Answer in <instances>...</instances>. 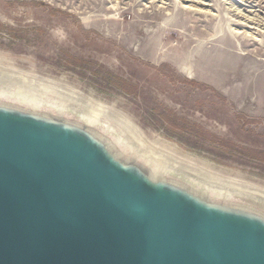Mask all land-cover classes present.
I'll use <instances>...</instances> for the list:
<instances>
[{
	"label": "rangeland",
	"instance_id": "obj_1",
	"mask_svg": "<svg viewBox=\"0 0 264 264\" xmlns=\"http://www.w3.org/2000/svg\"><path fill=\"white\" fill-rule=\"evenodd\" d=\"M0 92L264 202V0H0Z\"/></svg>",
	"mask_w": 264,
	"mask_h": 264
},
{
	"label": "water",
	"instance_id": "obj_2",
	"mask_svg": "<svg viewBox=\"0 0 264 264\" xmlns=\"http://www.w3.org/2000/svg\"><path fill=\"white\" fill-rule=\"evenodd\" d=\"M247 198L0 92V264H264V202Z\"/></svg>",
	"mask_w": 264,
	"mask_h": 264
},
{
	"label": "bare ground",
	"instance_id": "obj_3",
	"mask_svg": "<svg viewBox=\"0 0 264 264\" xmlns=\"http://www.w3.org/2000/svg\"><path fill=\"white\" fill-rule=\"evenodd\" d=\"M8 67V66H7ZM15 69H13L14 71ZM20 76V75H19ZM22 76V75H21ZM20 76V77H21ZM23 78V77H22ZM22 78H19L21 80H23ZM25 79V78H24ZM31 79V78H30ZM20 95V93H19ZM97 105V104H96ZM114 105V104H113ZM106 106V105H105ZM95 108V106H94ZM108 109V107L106 108ZM103 108L102 106L98 107V108H95L93 109L92 113H90L89 115V118L91 119V121H100L98 118L100 117L101 115V112H102ZM108 111V110H107ZM121 112V111H120ZM134 132L137 133V130L136 129H133ZM140 132V131H139ZM137 133V137H134L135 140L134 142L137 143L138 142V146L139 147H136V149L141 153V155L143 157H145L149 162H151L152 164H154L156 167H159V168H163V167H167L166 164L164 163V161L162 159H160L158 155H156L153 151L149 150L145 145L142 144L141 142V138L143 137L142 134L140 133ZM140 138V139H139ZM133 142V143H134ZM151 146V145H150ZM158 146V145H157ZM156 146V147H157ZM165 150V149H164ZM164 154V153H163ZM231 178V177H230Z\"/></svg>",
	"mask_w": 264,
	"mask_h": 264
},
{
	"label": "trees",
	"instance_id": "obj_4",
	"mask_svg": "<svg viewBox=\"0 0 264 264\" xmlns=\"http://www.w3.org/2000/svg\"><path fill=\"white\" fill-rule=\"evenodd\" d=\"M259 154L261 155V158L259 160L262 161V162H264V152L263 153H259Z\"/></svg>",
	"mask_w": 264,
	"mask_h": 264
}]
</instances>
